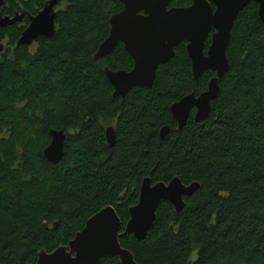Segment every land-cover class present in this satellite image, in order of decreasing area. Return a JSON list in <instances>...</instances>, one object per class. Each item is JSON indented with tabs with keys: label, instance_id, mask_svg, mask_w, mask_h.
<instances>
[{
	"label": "trees",
	"instance_id": "16d2710c",
	"mask_svg": "<svg viewBox=\"0 0 264 264\" xmlns=\"http://www.w3.org/2000/svg\"><path fill=\"white\" fill-rule=\"evenodd\" d=\"M2 15L36 14L48 0H4ZM51 38L17 45L29 23L0 29V264H37L41 250L66 245L86 220L112 206L122 222L141 182L178 177L199 189L176 212L168 202L142 241L120 239L139 264H264V26L257 4L235 19L226 55L230 68L201 122L192 109L181 130L170 106L207 89L214 73L193 78L185 43L161 65L151 88L112 96L104 69L130 70L119 44L99 60L113 0H63ZM191 0H172L186 7ZM210 35L206 47L210 44ZM5 45V44H4ZM113 126L109 145L105 128ZM170 128L165 138L159 132ZM66 134L64 156L47 161L50 130ZM195 256V259L193 257ZM99 264H120L103 258Z\"/></svg>",
	"mask_w": 264,
	"mask_h": 264
},
{
	"label": "water",
	"instance_id": "95a60500",
	"mask_svg": "<svg viewBox=\"0 0 264 264\" xmlns=\"http://www.w3.org/2000/svg\"><path fill=\"white\" fill-rule=\"evenodd\" d=\"M62 0H48L43 9L30 17L17 45L30 47L39 38H51L55 33V8ZM122 4V10L109 20L107 37L99 44L93 59L109 56L122 44L133 60L130 70L104 69L111 84L114 98L122 99L136 87L151 88L156 72L175 56V48L185 43L191 62L193 78L197 80L206 70L214 73L207 89L199 94L192 92L170 106V112L181 130L194 109L195 122L203 121L211 111L218 96L219 82L230 68L226 55L231 30L236 17L250 3L257 4V15L264 26V0H191L186 7H171L172 0H113ZM5 5L0 0V29L21 23L23 13L2 15ZM210 35L211 42L206 47ZM0 42V55L4 51ZM170 128L160 129V138L169 134ZM66 134L63 130H50V142L43 149L45 159L58 164L64 156ZM109 145L115 140L113 126L105 128ZM200 187L196 181L184 184L174 177L168 182L143 179L136 204L129 207V218L121 231L122 222L114 207L108 205L91 215L74 237L51 252L41 250L37 264H99L103 258H117L120 264H139L133 254L123 248L120 239L132 235L137 241L145 239L157 219V209L168 202L176 212L185 206Z\"/></svg>",
	"mask_w": 264,
	"mask_h": 264
},
{
	"label": "flooded vegetation",
	"instance_id": "af4514ba",
	"mask_svg": "<svg viewBox=\"0 0 264 264\" xmlns=\"http://www.w3.org/2000/svg\"><path fill=\"white\" fill-rule=\"evenodd\" d=\"M63 2V0L60 2V3H58V5H60L61 3ZM45 4V3H44ZM44 4H43V7H44ZM58 5L56 6V8L58 7ZM43 7L36 13V14H34V15H31L28 11H26V10H22L19 14H21V13H23L24 15H23V19L22 20H24L26 17L28 18V20H30V17H32V16H36L42 9H43ZM56 8H55V13H57V11L59 10H56ZM10 16V15H9ZM12 17V16H11Z\"/></svg>",
	"mask_w": 264,
	"mask_h": 264
},
{
	"label": "rangeland",
	"instance_id": "374dc122",
	"mask_svg": "<svg viewBox=\"0 0 264 264\" xmlns=\"http://www.w3.org/2000/svg\"><path fill=\"white\" fill-rule=\"evenodd\" d=\"M65 6V3L64 2H62L60 5H58V7L56 8V10H58V9H62L63 7ZM4 46H5V49L6 48H10V49H13V46L12 45H10V44H8L6 41H4ZM32 49H34L35 48V45H32ZM193 259H195V256L193 257Z\"/></svg>",
	"mask_w": 264,
	"mask_h": 264
},
{
	"label": "bare ground",
	"instance_id": "6f19581e",
	"mask_svg": "<svg viewBox=\"0 0 264 264\" xmlns=\"http://www.w3.org/2000/svg\"><path fill=\"white\" fill-rule=\"evenodd\" d=\"M46 2H47V1H46ZM46 2H45V3H46Z\"/></svg>",
	"mask_w": 264,
	"mask_h": 264
}]
</instances>
